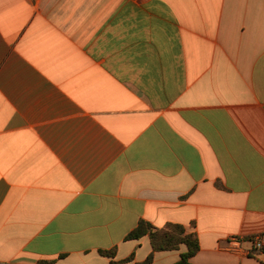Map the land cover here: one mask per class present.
<instances>
[{"label": "crops", "instance_id": "1", "mask_svg": "<svg viewBox=\"0 0 264 264\" xmlns=\"http://www.w3.org/2000/svg\"><path fill=\"white\" fill-rule=\"evenodd\" d=\"M140 220L264 264V0H0V264L142 263Z\"/></svg>", "mask_w": 264, "mask_h": 264}, {"label": "trees", "instance_id": "2", "mask_svg": "<svg viewBox=\"0 0 264 264\" xmlns=\"http://www.w3.org/2000/svg\"><path fill=\"white\" fill-rule=\"evenodd\" d=\"M145 236L150 238L153 253L146 261L138 264H152L155 252L178 250L182 245L187 247V252L183 253L181 260L174 264H192L190 260L200 251V242L197 234L188 233L186 227L181 224L170 223L163 228H157L146 220H140L137 227L126 236V240H140ZM101 254L114 257L116 250H102ZM134 258L135 255L133 254L123 262L133 261ZM38 264H53V261L43 260Z\"/></svg>", "mask_w": 264, "mask_h": 264}, {"label": "built area", "instance_id": "3", "mask_svg": "<svg viewBox=\"0 0 264 264\" xmlns=\"http://www.w3.org/2000/svg\"><path fill=\"white\" fill-rule=\"evenodd\" d=\"M228 243L233 248H240L244 243H248L250 247L246 249L248 255H255L264 249V237L257 236L254 238H245L241 235H232L228 239Z\"/></svg>", "mask_w": 264, "mask_h": 264}]
</instances>
